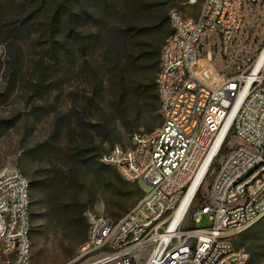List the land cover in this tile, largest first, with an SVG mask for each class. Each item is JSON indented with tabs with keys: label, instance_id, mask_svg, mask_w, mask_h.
<instances>
[{
	"label": "rangeland",
	"instance_id": "rangeland-1",
	"mask_svg": "<svg viewBox=\"0 0 264 264\" xmlns=\"http://www.w3.org/2000/svg\"><path fill=\"white\" fill-rule=\"evenodd\" d=\"M37 1L31 5L43 7L41 15L18 32L1 29L32 6L0 1V172L17 169L38 182L31 189L33 263L66 264L87 239L88 210L118 219L150 189L101 162L115 144L129 146L134 133L162 124L161 111L118 103L109 64L120 58L128 83L156 79L172 33L171 10L196 17L204 0ZM55 11L60 22L53 43L46 29ZM76 13L71 32L69 17ZM211 35H205L202 51L223 78L248 71L264 46V0H245L232 57L221 55ZM209 184L210 177L189 218L208 200ZM209 222L205 215L199 226ZM234 245L249 252L250 264H264V217Z\"/></svg>",
	"mask_w": 264,
	"mask_h": 264
},
{
	"label": "built area",
	"instance_id": "built-area-1",
	"mask_svg": "<svg viewBox=\"0 0 264 264\" xmlns=\"http://www.w3.org/2000/svg\"><path fill=\"white\" fill-rule=\"evenodd\" d=\"M244 4L204 0L196 17L171 10L156 78L162 124L101 157L150 189L118 219L88 210L87 239L66 264H250L234 240L264 217V46L251 69L230 78L202 51L211 33L221 55L233 56ZM209 177L208 200L189 218ZM205 215L209 224L199 226ZM31 219L30 180L17 169L0 172V264H34Z\"/></svg>",
	"mask_w": 264,
	"mask_h": 264
},
{
	"label": "trees",
	"instance_id": "trees-1",
	"mask_svg": "<svg viewBox=\"0 0 264 264\" xmlns=\"http://www.w3.org/2000/svg\"><path fill=\"white\" fill-rule=\"evenodd\" d=\"M34 2H38V1L37 0H25L24 6L26 5L32 6L31 4ZM30 9H31V12H28L27 15L22 14V16L18 18L10 20L9 22L6 23L5 26H2L3 29L1 30L9 31V32H13V31L18 32V31L23 30L25 27H28L33 17L35 16L38 17L41 15L43 7L34 5ZM78 17H79L78 13L73 14V16L69 17V25L71 27L70 28L71 32L76 31L75 24H76ZM59 22H60V19L58 18V11L52 12L50 15V21L47 23L50 26V28L46 29L48 31H51L49 32L50 33L49 37H50V41L52 42L54 38L53 31L55 30V27H57V24ZM157 53L159 52H156V54ZM151 56L152 54H150L149 57L151 58ZM156 64H157V61H154V66ZM109 65H110L109 70L113 71L115 73L114 75L116 76L114 87L117 89L116 91H117L118 103L122 104L124 101L129 100L135 106L142 105L148 109H154L156 111H161L159 95L157 92L156 79L154 77L146 81H136L133 83H128L123 74L124 70L122 68V63H121L120 58L113 60V62L110 63ZM30 185L32 189L33 187H36L38 185V182L30 181ZM198 196H199V193H198ZM204 203L205 201L202 200L201 205H203Z\"/></svg>",
	"mask_w": 264,
	"mask_h": 264
},
{
	"label": "bare ground",
	"instance_id": "bare-ground-1",
	"mask_svg": "<svg viewBox=\"0 0 264 264\" xmlns=\"http://www.w3.org/2000/svg\"><path fill=\"white\" fill-rule=\"evenodd\" d=\"M261 56H264V53ZM209 161H210V159L203 166L200 175L198 176V178L196 179V181L193 183V186L191 187V190H190V192H189V194H188V196H187V198H186V200L184 202L183 208H182L180 214L178 215V217L182 214V211H184V209H186V207L191 202V199L194 197L195 193L199 189V186H200V184L202 182V179H203V177L205 175V172L207 171V168H208V165H209Z\"/></svg>",
	"mask_w": 264,
	"mask_h": 264
}]
</instances>
